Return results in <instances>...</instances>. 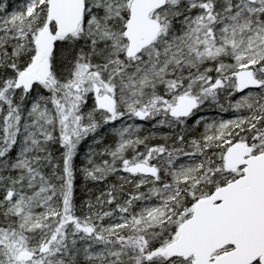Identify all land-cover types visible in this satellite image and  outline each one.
Listing matches in <instances>:
<instances>
[{
  "label": "snow or ice",
  "instance_id": "6c2138e0",
  "mask_svg": "<svg viewBox=\"0 0 264 264\" xmlns=\"http://www.w3.org/2000/svg\"><path fill=\"white\" fill-rule=\"evenodd\" d=\"M0 264H264V0H0Z\"/></svg>",
  "mask_w": 264,
  "mask_h": 264
}]
</instances>
